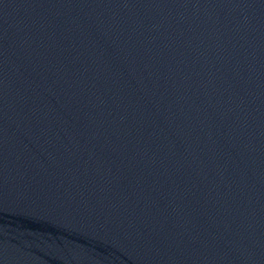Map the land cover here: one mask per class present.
Here are the masks:
<instances>
[{"label":"water","instance_id":"water-1","mask_svg":"<svg viewBox=\"0 0 264 264\" xmlns=\"http://www.w3.org/2000/svg\"><path fill=\"white\" fill-rule=\"evenodd\" d=\"M0 264H264V0H0Z\"/></svg>","mask_w":264,"mask_h":264}]
</instances>
